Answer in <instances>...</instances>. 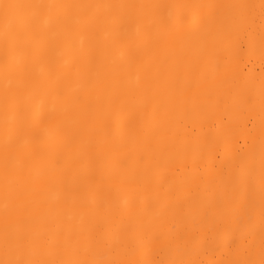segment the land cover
<instances>
[{
    "label": "bare ground",
    "instance_id": "1",
    "mask_svg": "<svg viewBox=\"0 0 264 264\" xmlns=\"http://www.w3.org/2000/svg\"><path fill=\"white\" fill-rule=\"evenodd\" d=\"M0 264H264V0H0Z\"/></svg>",
    "mask_w": 264,
    "mask_h": 264
}]
</instances>
